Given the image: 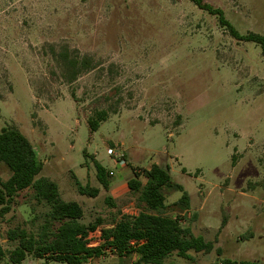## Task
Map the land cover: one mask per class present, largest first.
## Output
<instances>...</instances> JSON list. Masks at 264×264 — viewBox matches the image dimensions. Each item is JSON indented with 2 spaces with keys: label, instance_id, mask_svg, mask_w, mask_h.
Wrapping results in <instances>:
<instances>
[{
  "label": "rangeland",
  "instance_id": "1",
  "mask_svg": "<svg viewBox=\"0 0 264 264\" xmlns=\"http://www.w3.org/2000/svg\"><path fill=\"white\" fill-rule=\"evenodd\" d=\"M204 1L239 34L264 36V0ZM63 47L96 67L64 82L51 55ZM101 110L107 119L91 132L87 119ZM7 127L32 144L39 176L81 205V223L134 215L132 171L164 165L182 190L163 188V213L220 251L172 254L163 264H264V58L191 1L0 0V130ZM109 149L122 152L123 167ZM95 163L112 173L114 197ZM8 177L0 165V179ZM73 178L99 194L80 196ZM183 193L188 209L176 205ZM48 210L21 192L0 215L2 248L14 247L8 230L40 234ZM100 228L89 246L99 244ZM133 262L105 249L84 264ZM0 264L11 263L5 256ZM22 264L66 263L28 256Z\"/></svg>",
  "mask_w": 264,
  "mask_h": 264
},
{
  "label": "trees",
  "instance_id": "2",
  "mask_svg": "<svg viewBox=\"0 0 264 264\" xmlns=\"http://www.w3.org/2000/svg\"><path fill=\"white\" fill-rule=\"evenodd\" d=\"M189 1L199 10L215 16L219 25L226 28L236 40L259 46L264 58V36L253 32L241 35L225 19L222 10L204 0ZM51 55L66 83L75 82L80 75L96 67L91 58L79 57L75 50L71 51L67 47L52 49ZM107 116V112L101 110L89 117L87 125L90 131H96ZM0 165L9 171L6 180L0 179V215L8 213L14 200L26 190L31 192L36 203L49 208L41 233L37 236L21 228L7 231L6 239L14 247L6 252L0 244V261L7 256L11 264H22L26 257L33 256L66 264H84L100 257L108 249L119 257L135 253L138 257L133 264H163L172 254L187 259L189 252L209 254L214 250L212 242L205 241L201 236H193L188 228L182 227L179 216L170 217L163 213V188L170 186L182 190L179 185L171 182L167 166L152 164L141 173L133 171L134 177L127 182V187L135 200L137 213L120 214L111 228L101 229L100 243L89 246V235L102 225V221L96 219L87 225L80 222L83 217L82 207L75 201H64L57 185L39 176L43 169L42 162L30 141L14 127L0 130ZM94 168L98 183L107 191L110 173L99 163H95ZM73 180L80 196L94 198L100 192L99 188L83 187L75 178ZM105 201L110 202V198L106 197ZM176 205L188 209V196L183 193ZM215 251L219 254L220 250ZM222 264L246 263L224 260Z\"/></svg>",
  "mask_w": 264,
  "mask_h": 264
},
{
  "label": "crops",
  "instance_id": "3",
  "mask_svg": "<svg viewBox=\"0 0 264 264\" xmlns=\"http://www.w3.org/2000/svg\"><path fill=\"white\" fill-rule=\"evenodd\" d=\"M34 151H35V150H34ZM150 166H151V165H150ZM148 168H149V167H148ZM148 168H146V169H148ZM133 171H134V170H133ZM133 171H132V175H131V177L129 178V180L132 179V178L134 177V175H133ZM125 173H126V172H124V174H125ZM110 175H112L111 172H110ZM48 179H49V178H48ZM49 180H50V179H49ZM129 180H128V181H129ZM128 181H127V182H128ZM126 186H127V184H126ZM127 189H128V187H127ZM109 190H110V195H111L112 197H114V196H113V193H112L113 190L110 189V184H109V189H108L106 192H108ZM59 194H60V192H59ZM60 197H61V195H60ZM105 198H106V197H105ZM66 202H68V201H66ZM77 203H78V202H77ZM78 204H79V203H78ZM79 205H80V204H79ZM80 206H81V205H80ZM82 210H83V209H82ZM136 211H137V210H136ZM186 211H187V210H186ZM136 213H137V212H136ZM136 213H135V214H136ZM117 220H118V219H117ZM117 220H116V221H117ZM111 227H112V225H110V226H103V223H102L101 228H100V233H101V229H103V228H104V229H105V228H111ZM98 228H99V227H98ZM98 228H97V229H98ZM97 229H96V230H97ZM94 232H95V231H94ZM94 232H93V233H94ZM88 239H89V237H88ZM98 239H99V243H100V234H99ZM204 240H205V241H208V240H206V239H204ZM209 242H211V241H209ZM212 243H213V242H212ZM213 244H214V243H213ZM89 245H90V244H89ZM215 249H219V248H215V247H214V250H215ZM131 255L134 256V262H135V261L137 260V257H138V256H137L135 253L130 254L129 256H131ZM134 262H133V263H134ZM22 263H23V262H22Z\"/></svg>",
  "mask_w": 264,
  "mask_h": 264
},
{
  "label": "built area",
  "instance_id": "4",
  "mask_svg": "<svg viewBox=\"0 0 264 264\" xmlns=\"http://www.w3.org/2000/svg\"><path fill=\"white\" fill-rule=\"evenodd\" d=\"M108 155H112V156H114L115 157V159H116V163L119 165V166H121V167H123L125 164H126V162H125V160H124V156H123V154H122V152L121 151H119V150H115V149H109L108 150Z\"/></svg>",
  "mask_w": 264,
  "mask_h": 264
}]
</instances>
